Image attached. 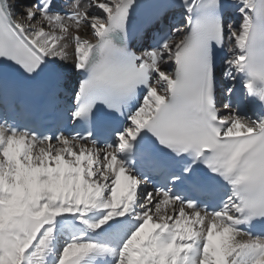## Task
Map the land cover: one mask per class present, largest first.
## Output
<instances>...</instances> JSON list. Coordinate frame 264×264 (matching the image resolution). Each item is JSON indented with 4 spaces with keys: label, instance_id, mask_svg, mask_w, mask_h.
<instances>
[{
    "label": "snow or ice",
    "instance_id": "6c2138e0",
    "mask_svg": "<svg viewBox=\"0 0 264 264\" xmlns=\"http://www.w3.org/2000/svg\"><path fill=\"white\" fill-rule=\"evenodd\" d=\"M140 7L0 0V97L72 93L54 131L0 115V264H264V0Z\"/></svg>",
    "mask_w": 264,
    "mask_h": 264
},
{
    "label": "bare ground",
    "instance_id": "6f19581e",
    "mask_svg": "<svg viewBox=\"0 0 264 264\" xmlns=\"http://www.w3.org/2000/svg\"><path fill=\"white\" fill-rule=\"evenodd\" d=\"M25 1H28V2L30 1V2H31V0H25ZM234 2H235V0H225V3L228 4V5L230 6V7H229V11L233 12V14L236 15L237 18H238V17H239V14L236 13L235 10H234V8L231 7V5L234 4ZM24 7H25V5H23V4L20 5V4L17 3V9H16V12H17V13L22 12V10H23ZM17 18H18V17H17ZM81 35H82V36H85V35H88V34L85 33V32L82 30ZM77 78H78V76H77L75 73H73V74L71 75V77H70L72 83H73ZM237 90L240 91V92H242V94H243L244 91H245L244 88H243V84H242V82L239 81V80L237 81Z\"/></svg>",
    "mask_w": 264,
    "mask_h": 264
},
{
    "label": "rangeland",
    "instance_id": "374dc122",
    "mask_svg": "<svg viewBox=\"0 0 264 264\" xmlns=\"http://www.w3.org/2000/svg\"><path fill=\"white\" fill-rule=\"evenodd\" d=\"M17 3L20 4V5L23 4V5L26 6L28 3H30V1L28 2V1H25V0H17Z\"/></svg>",
    "mask_w": 264,
    "mask_h": 264
}]
</instances>
